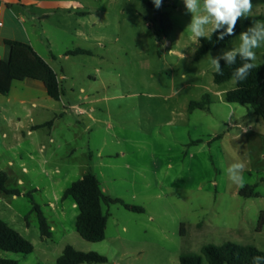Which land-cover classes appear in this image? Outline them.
I'll return each instance as SVG.
<instances>
[{"label":"rangeland","instance_id":"374dc122","mask_svg":"<svg viewBox=\"0 0 264 264\" xmlns=\"http://www.w3.org/2000/svg\"><path fill=\"white\" fill-rule=\"evenodd\" d=\"M252 3L248 16L264 17V0ZM23 13L36 37L51 40L66 77L61 101L30 95V116L37 123L54 119L52 129L19 139L0 132V168L7 188L21 192L15 198L0 191L11 200L9 215H1L34 246L31 254L0 250V258L55 264L68 245L108 260L94 264H181L182 255L226 242L264 251V121L252 107L227 101L236 80L216 84L210 58L238 47L240 34L196 60L201 43L186 30L191 14L183 0H163L159 9L152 0H30ZM14 26L13 16L6 27ZM211 34L209 25L205 36ZM77 48L93 55L63 59ZM254 51L253 62L264 63V44ZM16 92L12 101L0 95V116H27ZM86 95H93L94 121L89 105L73 107ZM206 96L207 109L189 110ZM237 161L246 165L244 186L256 187L252 198L225 174ZM87 173L107 196L144 209L103 204L109 221L98 243L77 233L79 209L63 199ZM34 204L55 227L51 238L42 236Z\"/></svg>","mask_w":264,"mask_h":264},{"label":"trees","instance_id":"16d2710c","mask_svg":"<svg viewBox=\"0 0 264 264\" xmlns=\"http://www.w3.org/2000/svg\"><path fill=\"white\" fill-rule=\"evenodd\" d=\"M259 20L264 21V17L247 16L246 18H241L235 27V35L225 36L223 40L218 39L219 32H214L210 36L199 38L201 45L195 59L201 60L212 51L230 46L232 41L241 32ZM170 25L168 28L171 27ZM6 44L10 48V56L8 60H2L0 62V94L4 96L9 95L15 81L32 79L44 84L50 98L55 101H60L64 95V90L55 70L30 44L13 40H7ZM66 55H92V52L77 48L67 51ZM244 62L237 56L235 63L229 66L221 59L220 65L223 75L215 72V83L222 85L231 80H235L233 78V72L242 66ZM251 62L254 63L253 61ZM226 99L229 103L252 107L255 114L264 121V63L256 65L255 68L251 69L247 79L243 81L236 80V88L226 93ZM207 105H209L208 96L202 102H192L189 110L207 109ZM51 124L52 122H49L47 125ZM7 182L8 175L0 168V191L9 195L20 196L21 192L18 190H10L7 188ZM240 195L245 198H252L257 195L256 187L246 185L241 189ZM68 198H72L79 209V215L76 220L77 233L84 240L93 243L102 242L106 238L109 215L104 212L103 204H120L129 211L137 213L144 212L142 207L131 205L120 198L107 196L102 189L99 178L93 173H87L82 179L75 181L64 192L63 199ZM33 211L38 214L42 236L44 238H51L53 235L52 227L40 206L34 204ZM263 227L264 212L259 223V230L263 229ZM0 250L31 254L34 251V246L0 217ZM255 256H264V251L253 245H240L233 242H226L222 245H206L202 248L200 255H182L180 257V263L204 264V261H206L208 264H253V257ZM107 261L105 256L96 252H81L74 246L68 245L55 264H94L106 263ZM0 264L20 263L16 260L0 258ZM260 264H264V259L260 261Z\"/></svg>","mask_w":264,"mask_h":264},{"label":"crops","instance_id":"0c3cea01","mask_svg":"<svg viewBox=\"0 0 264 264\" xmlns=\"http://www.w3.org/2000/svg\"><path fill=\"white\" fill-rule=\"evenodd\" d=\"M29 5H30V0H0V7L2 8V12L0 14V62L2 60L4 61L8 60L10 56V48L6 44L7 40L28 43L55 70V72L58 74L59 81L62 85L63 80H65L66 73L62 65V62L59 61L58 57L56 56V53L52 49L53 47L51 40L48 37L47 39L46 38L40 39L36 37L33 29L34 26H28L25 24L26 23L24 19L25 14L23 12H25V9H27ZM19 14H21L22 17H19ZM13 16L16 18V26L12 28H7L6 27L7 23L10 19H12ZM49 16L50 15H44L43 17L48 18ZM62 57L63 59L64 58L69 59L71 57H77V56H68L65 53ZM84 91L85 89L82 88V92ZM15 92L17 93L16 100L18 101L17 103L18 108H21L22 110H27L28 113L27 116H18L15 113L16 111H14L13 116H0V132L2 133V136L4 138H10L11 136H14L15 138L19 139L21 135L24 136L26 134L28 136L34 137L35 133H38L39 131L46 130L47 128L48 129L53 128L54 119L48 120L46 122L37 123L34 117L30 116L31 109L29 105L30 103L33 102L31 101L30 95H33L36 92H39L41 94L47 93L43 83L32 79H27L24 81H15L13 83L11 93L7 96L4 95L2 96L6 97L8 101H12V95H14ZM92 96L93 95H86L84 98L81 97L79 99L81 101L76 105H73V107H78V108H85L83 107V105L85 104L89 105L88 108H85L88 111L92 112L90 116H87L89 121L95 120V117L93 115L95 107H94V99ZM35 105L36 103L33 102L32 106L34 107ZM53 117L58 118L59 116H53ZM49 122H52V124L47 125ZM88 128H90V125ZM49 136H51V134H49ZM45 149H46V145L43 143L40 147V150L42 152ZM29 158H31L32 160H37L36 156L33 155L32 153H29ZM44 162L46 163V159H43V163ZM8 164L10 166L14 165V161L10 160ZM23 166H24L23 170L25 172H29V168L25 165V163H23ZM20 182L22 183L23 181L20 179ZM14 197L16 198L18 196L14 195ZM0 203H2V205L0 206V217L12 227V225L8 221L11 219L10 218L5 219L1 215L2 214L1 212H3V214L9 215L8 210L11 208V200H9V198H0ZM51 205L54 206V208H56L54 203H52ZM74 207H77L75 203H74ZM51 227L53 232L55 227L52 225Z\"/></svg>","mask_w":264,"mask_h":264},{"label":"clouds","instance_id":"9594fccd","mask_svg":"<svg viewBox=\"0 0 264 264\" xmlns=\"http://www.w3.org/2000/svg\"><path fill=\"white\" fill-rule=\"evenodd\" d=\"M154 6L159 9L163 0H152ZM185 9L191 14V21L188 30L197 39L204 38L207 26H211V33L219 32L218 39L223 40L225 36L235 35V27L241 18H246L252 11V0H183ZM222 29V31H221ZM240 44L238 47L224 51L221 55L211 58V64L215 72L223 75L220 60L223 59L226 65L235 63L237 56L243 61L242 66L235 69L233 78L237 81L247 79L251 69L256 65V53L254 49L264 44V21H255L252 26L247 28L239 35ZM245 163L237 161L230 163L225 169L228 180L239 186L244 187ZM264 256L253 257V264H260Z\"/></svg>","mask_w":264,"mask_h":264},{"label":"built area","instance_id":"2783aa9c","mask_svg":"<svg viewBox=\"0 0 264 264\" xmlns=\"http://www.w3.org/2000/svg\"><path fill=\"white\" fill-rule=\"evenodd\" d=\"M1 12H2V8L0 7V14H1Z\"/></svg>","mask_w":264,"mask_h":264}]
</instances>
